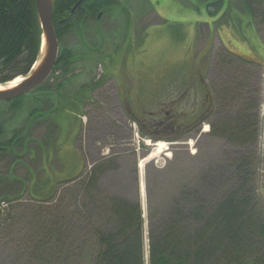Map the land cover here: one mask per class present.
<instances>
[{"label":"rangeland","instance_id":"obj_1","mask_svg":"<svg viewBox=\"0 0 264 264\" xmlns=\"http://www.w3.org/2000/svg\"><path fill=\"white\" fill-rule=\"evenodd\" d=\"M115 6L116 11L107 7L94 18L90 16L82 34L76 29L62 37L59 55L65 47L76 49L67 77L57 70L50 81L54 82L51 91L36 90L17 98L25 109L5 117L7 132L0 140H11L13 147H19L15 148L17 153L0 142V175L16 176L18 181L13 177L4 184L0 181V196L15 197L21 189L25 191L17 201L0 203V264H28L25 246L33 234L35 214L42 206L54 211L61 188L75 189L80 175L103 159H107V170L100 187L113 196L140 200L146 233L149 215L163 216L183 192L199 191L217 202L238 187L232 176L241 166L235 160L242 156L251 160L239 175L249 172L250 185L264 206V12L260 8L256 12H204L198 8L201 0H116ZM249 37L252 41L248 43L245 39ZM238 47L256 61L250 79L240 76L237 66L220 63L225 50L234 53ZM224 73L229 74L230 82L233 78L247 82V90L256 98L259 138L244 150L218 131L233 110H228L227 101L223 102L225 115L220 113V105L214 106L213 94ZM59 81L65 84L57 87ZM163 102L178 104L186 118L184 128L171 131L180 137L175 142L168 134L155 142L139 130L137 119L156 112ZM205 105L212 112L200 128L183 135L189 127L194 128L188 126L192 123L188 116ZM8 106L0 104V115ZM127 107L135 117L127 116ZM36 108L44 113L29 120L30 114L40 111ZM34 125L28 136L26 127ZM13 131L23 138L15 137ZM160 142L164 143L161 148L157 145ZM94 220H99L97 214ZM72 222L63 231L64 249L71 247L72 236L82 242L81 248L71 249L77 254L89 241L93 226L77 218Z\"/></svg>","mask_w":264,"mask_h":264},{"label":"trees","instance_id":"obj_2","mask_svg":"<svg viewBox=\"0 0 264 264\" xmlns=\"http://www.w3.org/2000/svg\"><path fill=\"white\" fill-rule=\"evenodd\" d=\"M79 1L82 2L73 12ZM115 4L116 0H55L53 24L59 42L65 34L76 29L82 34L90 16L94 18L100 10ZM41 36L36 0H0V83L5 84L18 76H26L31 71L40 54ZM75 52L74 48L65 47L61 50L52 76L37 90L39 93L53 89L54 82L50 84V81L57 70L64 77L72 69ZM220 57L223 66L224 63L237 66V73L250 79L248 75L252 73L256 62L227 50ZM230 79L229 74H222L213 94L215 109L220 105L221 114L227 110L223 102L229 103L228 110L233 109L231 115L228 113L225 117V122L218 126V131L222 137H228L230 142L244 150L256 144L259 138L258 116L254 112L257 107L256 98L253 92L247 90V82H238L234 78L230 82ZM55 84L61 87L65 83L59 81ZM19 104L20 100H16L12 108L2 110L0 137L7 132L5 117L11 112H22L24 109L23 103L21 106ZM39 110L36 108L35 111L39 112L30 114L29 120L41 117L44 112ZM36 125L27 129L28 136ZM24 131L26 134L27 131ZM13 133L15 137L23 138L20 133ZM259 134L262 135L261 131ZM11 142L13 141L8 142L10 148L14 145ZM23 148L28 150V146ZM262 152L264 154V150ZM250 160L246 156L235 160L241 165L237 166V171L232 176L234 183L239 182L238 187L230 189L217 202L206 199L199 191H185L173 199L163 216L158 217L153 213L149 215L146 233L141 201L110 195L100 187V179L107 170L104 168L107 159H103L97 166H92L91 171L79 174L81 182L75 189L61 188L62 191L54 200L57 203L54 211L50 207H40L33 218V234L28 237L25 246L28 248L25 252L27 263L264 264V206L255 187L250 185L249 172L245 176L239 175L245 166L249 167ZM12 177L18 181L16 176L1 175L0 181L3 183ZM79 177L70 178L65 184H70ZM6 190L3 188V191ZM24 191L25 188L21 189L20 195L15 197L0 196V203L17 201ZM52 197L54 195L51 199ZM47 199L36 200L50 204L51 199ZM95 214L99 216L98 221L94 220ZM76 218L89 221L93 229L86 246H82L83 251L73 254L71 249L81 248L82 242L79 243L71 236V247L64 249L63 231ZM87 247L89 250L85 251Z\"/></svg>","mask_w":264,"mask_h":264},{"label":"flooded vegetation","instance_id":"obj_3","mask_svg":"<svg viewBox=\"0 0 264 264\" xmlns=\"http://www.w3.org/2000/svg\"><path fill=\"white\" fill-rule=\"evenodd\" d=\"M119 7V6H118ZM115 9L117 6H111L107 9ZM120 8V7H119ZM198 8L204 12L212 11L215 13H227L228 10H247L248 12H256L258 8L261 9L262 12H264V4L263 0H201V6H198ZM242 9V10H240ZM102 12V10H100ZM237 12V11H236ZM232 13H235L232 11ZM1 102L0 104H2ZM9 104L10 108L14 106L16 103V100L7 101L4 102ZM8 106V107H9ZM178 104L175 103H168L163 102V105L158 109L156 112H152L147 117H143L142 119H137L139 130L141 135L143 136H151L154 139H158L161 136H164L166 134L169 135L168 138H176L178 137L177 134H173L171 131H175L176 128H184L183 119L186 120L184 116V112L182 110H179ZM8 109V108H7ZM4 110V109H3ZM5 111V110H4ZM128 114L127 116H136V113L130 108L127 107L126 109ZM211 109L209 106L205 105L203 110L200 112L194 111L192 115H189L190 122L188 126L183 133V135H186L187 133H190L193 131L192 129L200 128L202 123L206 120V117L209 113H211ZM131 119V117H129ZM28 129V126L26 127ZM168 129L167 132L164 130ZM163 131L165 133H163ZM160 132V133H159ZM21 158V156H18ZM18 158V159H20ZM20 163V162H19ZM14 164V163H13ZM12 164V165H13Z\"/></svg>","mask_w":264,"mask_h":264},{"label":"water","instance_id":"obj_4","mask_svg":"<svg viewBox=\"0 0 264 264\" xmlns=\"http://www.w3.org/2000/svg\"><path fill=\"white\" fill-rule=\"evenodd\" d=\"M79 1L73 11L80 5ZM55 0H36V10L42 31L41 52L36 67L23 81L0 88V101H10L39 88L52 74L60 51L59 39L53 24Z\"/></svg>","mask_w":264,"mask_h":264},{"label":"bare ground","instance_id":"obj_5","mask_svg":"<svg viewBox=\"0 0 264 264\" xmlns=\"http://www.w3.org/2000/svg\"><path fill=\"white\" fill-rule=\"evenodd\" d=\"M23 80L22 76H18L17 78H15L14 80L10 81L8 85L10 86H14L16 84H18L19 82H21ZM4 86H6L5 84L0 83V88H3ZM261 139V137H260ZM160 148L164 146L163 142H160L157 144ZM164 150V149H163ZM263 150V149H262ZM142 166V165H141Z\"/></svg>","mask_w":264,"mask_h":264},{"label":"crops","instance_id":"obj_6","mask_svg":"<svg viewBox=\"0 0 264 264\" xmlns=\"http://www.w3.org/2000/svg\"><path fill=\"white\" fill-rule=\"evenodd\" d=\"M180 4V3H179ZM249 31H250V29H249ZM252 31H253V29H252ZM247 37H248V35H247ZM249 39H250V37L249 38H246L245 40L249 43ZM252 41V40H251ZM227 43V42H226ZM247 43V44H248ZM235 44V43H234ZM231 45V44H230ZM248 45H250L251 46V44H248ZM234 49V48H233ZM237 50L238 51H236L235 49H234V51L235 52H237V53H239V54H241V55H244V56H246L247 57V53L245 52V49H242L241 47H238L237 48ZM252 51H254V50H252ZM245 52V53H244Z\"/></svg>","mask_w":264,"mask_h":264}]
</instances>
